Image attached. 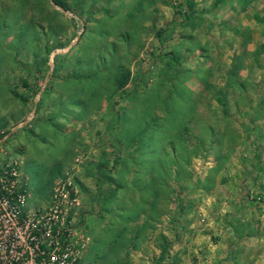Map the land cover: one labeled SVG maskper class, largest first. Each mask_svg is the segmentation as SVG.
Wrapping results in <instances>:
<instances>
[{
    "label": "rangeland",
    "instance_id": "1",
    "mask_svg": "<svg viewBox=\"0 0 264 264\" xmlns=\"http://www.w3.org/2000/svg\"><path fill=\"white\" fill-rule=\"evenodd\" d=\"M64 1L0 0V147L27 208L71 170L83 264H264V0L249 30L192 0Z\"/></svg>",
    "mask_w": 264,
    "mask_h": 264
},
{
    "label": "built area",
    "instance_id": "2",
    "mask_svg": "<svg viewBox=\"0 0 264 264\" xmlns=\"http://www.w3.org/2000/svg\"><path fill=\"white\" fill-rule=\"evenodd\" d=\"M75 174L54 182L45 205L27 208L20 162L0 147V264H83L90 236L78 222Z\"/></svg>",
    "mask_w": 264,
    "mask_h": 264
},
{
    "label": "crops",
    "instance_id": "3",
    "mask_svg": "<svg viewBox=\"0 0 264 264\" xmlns=\"http://www.w3.org/2000/svg\"><path fill=\"white\" fill-rule=\"evenodd\" d=\"M192 12L194 18L202 16L204 23V16L211 19L210 23H215L216 26H234L250 29V26H255L256 23L252 21L254 14L253 6L255 0H192ZM163 0H158L153 4L152 10L156 9L159 12L162 9H167L165 6H162ZM142 2L139 0L137 7L142 8ZM264 7V3H262ZM232 15V18L228 17ZM207 18V19H208ZM232 28V31L235 28ZM235 31V30H234ZM233 39L235 38L232 35Z\"/></svg>",
    "mask_w": 264,
    "mask_h": 264
},
{
    "label": "trees",
    "instance_id": "4",
    "mask_svg": "<svg viewBox=\"0 0 264 264\" xmlns=\"http://www.w3.org/2000/svg\"><path fill=\"white\" fill-rule=\"evenodd\" d=\"M51 1L54 4H56L57 6H60V7L64 8V9H69L68 6H67V4H66V2L64 0H51ZM59 67H61V62H60V65L59 64L58 65L57 64L55 65L54 70L52 71L51 76L55 75V70H57ZM95 74H96V78L98 79L99 78V74L98 73H95ZM77 78H79V77H77ZM129 78H130V72H129V70L128 69H120L118 75L114 77V85L118 89H122L128 83ZM37 107H38V105H37ZM6 134H7V132H6ZM145 137H146L145 131H142L141 132V135H138V138H139V141H140V146L143 145V140H145L144 139ZM109 180L112 181V179H110V178H109ZM116 187H118V184L117 183L115 184V186L113 188L110 189V192L113 193L117 189ZM163 250L165 251V248H163L162 251Z\"/></svg>",
    "mask_w": 264,
    "mask_h": 264
}]
</instances>
